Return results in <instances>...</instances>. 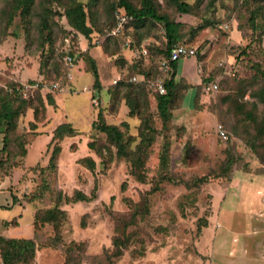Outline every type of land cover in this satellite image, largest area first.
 Returning <instances> with one entry per match:
<instances>
[{
    "label": "rangeland",
    "instance_id": "374dc122",
    "mask_svg": "<svg viewBox=\"0 0 264 264\" xmlns=\"http://www.w3.org/2000/svg\"><path fill=\"white\" fill-rule=\"evenodd\" d=\"M74 1L88 36L65 16ZM150 1L197 51L177 62L192 87L183 82L165 121L151 84L171 72L159 68L161 22L135 21L118 0H0V114L13 113L0 125V235L34 238L28 264H264V0H180L187 12ZM63 47L75 52L67 81ZM29 80L42 86L18 94ZM99 114L124 154L92 127ZM52 207L64 213L56 223L35 220Z\"/></svg>",
    "mask_w": 264,
    "mask_h": 264
},
{
    "label": "trees",
    "instance_id": "16d2710c",
    "mask_svg": "<svg viewBox=\"0 0 264 264\" xmlns=\"http://www.w3.org/2000/svg\"><path fill=\"white\" fill-rule=\"evenodd\" d=\"M118 1H119L118 6L122 7L125 10V13L133 17L135 21L142 22L146 19H150L152 21L161 22L163 24V28L165 31V37H166V46L162 50V52H165V54H167L173 44L181 43L180 40L182 39V33H181L182 23L179 21L171 20L165 15L158 14L156 10L154 9V7L152 6V3L150 0H141L142 5L140 8L134 6L127 0H118ZM171 1L175 4V6L177 7L179 11L181 12L188 11L189 4H187L186 2L180 1V0H171ZM30 3H31V0H20L18 6L26 5L28 8ZM65 16L68 20L69 25L76 31H79L85 36H88V34L91 32L90 27L86 23V12L81 2L74 1L69 7H67L65 10ZM93 42L94 41H92V44ZM61 51H62L61 53L62 60L64 61L65 68L67 69V71L64 73V78L67 81L69 80L68 72L70 69L68 68L69 66L65 63V51H66L65 47H63ZM71 53L73 54V56H75L74 50L71 49ZM85 53H87V50H85L82 54H85ZM87 59H90L92 61L93 67L90 72L93 73L94 77L96 78V82H97L96 84H98V75H97V70L94 64V60L90 56ZM177 62L178 61L173 63V69L170 72V76L168 80L164 82V85L166 88L165 93L157 95V108L164 121L167 120L170 116L169 108H170V105L173 104L174 98L176 97L177 93L181 92L182 90H184L185 92L186 90V88L182 86L183 82H186L190 87H192V85L189 84L184 77H181V76L177 77L178 75ZM145 78H148V77L145 76ZM34 82L36 81L29 80L26 83H34ZM208 82H209V78L205 79V81L203 80V82L201 83L203 88ZM24 85H25L24 83L20 82V84L17 86L18 94L23 92L22 89L24 88ZM217 87H218V83H217ZM38 90L39 88L36 89V91ZM3 111L4 112L0 114V125L2 122V117L6 118V117L13 116V113L7 112L6 108ZM98 117H99L98 121L93 122L92 127L101 132H104L111 139V141L116 143L119 155L124 154L125 151L122 145L123 143L122 133L117 129L115 125L105 123L100 114L98 115ZM150 137L151 135L147 136L146 139ZM146 139L141 140V143H143L144 140ZM56 153H57L56 150L53 151L50 157L51 167H55ZM131 154L133 155V157L129 158L131 161L130 174H132L136 179H141L143 181L144 174H143V171H141L140 167L144 164V162L142 161L141 157H139L137 153L134 154V152H132ZM199 180L204 181L205 177H201ZM73 199L74 200H85V199H88V197L80 191H75V193L73 194ZM57 213L64 214L62 210L56 207H52L46 210H41L35 215V220L41 221L42 223L47 222V221H53L56 223V221L54 220H57ZM137 213L138 211H136V214ZM132 218H134V216H131V219ZM131 219L129 220V222H132ZM58 234L59 233L57 231L55 233V237H58L59 236ZM126 240H127V237H125V235H123V237L121 236L116 237L113 240V245L119 251L120 247L125 246ZM35 245L36 244H35V240L33 237L15 238V237H6L3 235H0V258H1L2 264H19V263L28 264L30 263L34 259Z\"/></svg>",
    "mask_w": 264,
    "mask_h": 264
},
{
    "label": "built area",
    "instance_id": "2783aa9c",
    "mask_svg": "<svg viewBox=\"0 0 264 264\" xmlns=\"http://www.w3.org/2000/svg\"><path fill=\"white\" fill-rule=\"evenodd\" d=\"M123 19V18H122ZM65 63L69 66L72 67L74 65L75 61V56L71 53V48L70 47H65ZM197 51L196 49L192 47H188L187 45L183 43H175L171 46L169 49V52L167 55H164L160 62H159V68L161 71L164 73H169L172 71L173 68V63L178 61L181 57L185 56H196ZM68 78L72 79V74L68 73ZM133 79H136L133 77ZM117 80H114V83H116ZM24 88L22 89L23 94L26 96L29 92H33L36 89L41 87L40 83L34 82V83H24ZM153 85L154 89L159 93V94H164L165 93V85H164V80L157 78L151 82ZM46 88H49L51 90H58L60 89L59 83L57 82H52L49 85L45 86ZM206 89L210 91H216L218 89L217 83L216 82H209L206 85ZM217 133L220 136L221 139L226 140L227 139V133L226 131L222 128L221 125H218L217 127Z\"/></svg>",
    "mask_w": 264,
    "mask_h": 264
},
{
    "label": "crops",
    "instance_id": "0c3cea01",
    "mask_svg": "<svg viewBox=\"0 0 264 264\" xmlns=\"http://www.w3.org/2000/svg\"><path fill=\"white\" fill-rule=\"evenodd\" d=\"M187 80V82L190 84V80L189 79H186ZM264 205V204H263ZM0 264H1V261H0Z\"/></svg>",
    "mask_w": 264,
    "mask_h": 264
}]
</instances>
